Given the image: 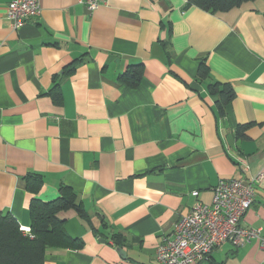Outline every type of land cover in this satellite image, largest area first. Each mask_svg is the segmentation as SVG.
Here are the masks:
<instances>
[{
  "label": "crops",
  "instance_id": "1",
  "mask_svg": "<svg viewBox=\"0 0 264 264\" xmlns=\"http://www.w3.org/2000/svg\"><path fill=\"white\" fill-rule=\"evenodd\" d=\"M10 1L0 0V214L29 232L24 177L37 173L34 195L49 200L65 185L89 215L63 213L82 247L48 248L44 264H157L162 236L196 201L210 204L219 180L264 173V0L214 13L188 0H106L94 10L38 0L40 13L17 29L5 17ZM137 62L139 85L120 83ZM212 81L235 92L222 112ZM253 186L241 224L261 228V240L224 242L198 264H264V177Z\"/></svg>",
  "mask_w": 264,
  "mask_h": 264
},
{
  "label": "trees",
  "instance_id": "2",
  "mask_svg": "<svg viewBox=\"0 0 264 264\" xmlns=\"http://www.w3.org/2000/svg\"><path fill=\"white\" fill-rule=\"evenodd\" d=\"M246 1L251 0H188L187 4L214 13L228 11ZM77 60L65 65L64 73L72 74L75 71ZM143 69L142 62L129 64L123 72L118 74L117 80L128 87H137L141 82ZM209 71L204 59L201 60L196 78L202 82L206 81L209 78ZM206 86L209 92L216 96L220 112L235 96L229 83L212 81ZM49 95L56 100L61 97L58 84L53 85ZM242 129L243 127L239 128V135L242 134ZM42 182L41 175L37 173H27L24 177V187L33 194L29 204L30 227L28 233L21 230L17 219L11 214H0V264H44L48 248L80 249L82 247V240L70 236L65 230L66 219L63 216L64 212L72 211L80 218L89 221V215L77 198L75 191L70 187L60 185L57 196L49 200H41L34 194L38 192ZM112 238L116 243L121 239L117 235Z\"/></svg>",
  "mask_w": 264,
  "mask_h": 264
},
{
  "label": "built area",
  "instance_id": "3",
  "mask_svg": "<svg viewBox=\"0 0 264 264\" xmlns=\"http://www.w3.org/2000/svg\"><path fill=\"white\" fill-rule=\"evenodd\" d=\"M104 1L86 0V7L93 10ZM39 13L38 0H11L6 10L14 29ZM263 177L264 173H259L248 181L219 180L213 187L212 202L196 201L172 233L157 245L155 257L159 264H198L224 242L241 246L253 238H260L261 228L244 227L241 222L254 200V182ZM192 194L197 195V191Z\"/></svg>",
  "mask_w": 264,
  "mask_h": 264
},
{
  "label": "rangeland",
  "instance_id": "4",
  "mask_svg": "<svg viewBox=\"0 0 264 264\" xmlns=\"http://www.w3.org/2000/svg\"><path fill=\"white\" fill-rule=\"evenodd\" d=\"M87 1H89V0H87ZM105 1H106V0H105ZM105 1H104V2H105ZM104 2H103V3H104ZM92 4H93V3L90 2V5H91V6H92ZM86 8H87L88 10H92V9L88 8V5H87ZM93 10H94V9H93ZM5 17H6V19L8 20V18H7L6 15H5ZM26 19H27V18H26ZM26 21H27V20H26ZM11 22H12V21H9V23H10L11 26L13 27L14 25H12ZM19 27H20V26H19ZM13 28H14V27H13ZM17 28H18V27H16V29H17ZM194 191H195V190H194ZM251 204H252V203H251ZM250 206H251V205H250ZM249 208H250V207H249ZM181 217H182V216H181ZM181 217H180V218H181ZM180 218H178V220L175 222L174 226L178 223V221L180 220ZM20 228L23 229V230H25L23 227H20ZM23 230H22V231H23ZM24 232H25V231H24ZM171 233H172V232H171ZM171 233H170V234H171ZM170 234L162 236L161 240L164 239L165 237H168ZM257 239H260V240H261V237H260V238H257ZM160 242H161V241H160ZM160 242H159V243H160ZM159 243H158V244H159ZM218 246H219V245H218ZM218 246H216V247H218ZM241 246H242V245H241ZM216 247H214V248H216ZM236 247H240V246H236ZM155 251H156V248H155ZM155 261H156L157 264H159V262L156 260V257H155Z\"/></svg>",
  "mask_w": 264,
  "mask_h": 264
},
{
  "label": "water",
  "instance_id": "5",
  "mask_svg": "<svg viewBox=\"0 0 264 264\" xmlns=\"http://www.w3.org/2000/svg\"><path fill=\"white\" fill-rule=\"evenodd\" d=\"M117 250H118V251L121 253V256H122V257H124V256H125V254H124V252H123V250H122V249L118 248Z\"/></svg>",
  "mask_w": 264,
  "mask_h": 264
}]
</instances>
